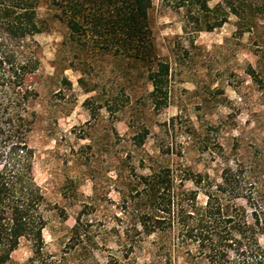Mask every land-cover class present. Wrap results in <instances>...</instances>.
<instances>
[{
	"label": "rangeland",
	"instance_id": "rangeland-1",
	"mask_svg": "<svg viewBox=\"0 0 264 264\" xmlns=\"http://www.w3.org/2000/svg\"><path fill=\"white\" fill-rule=\"evenodd\" d=\"M203 1L207 8L152 0L156 50L169 64L166 103L158 106L142 64L74 49L65 23L44 0L38 4L39 118L29 142L33 175L50 205L47 252L66 248L80 217L82 241L67 253L70 264L80 251L101 263L166 264L157 249L164 239L134 230L146 203L136 176L164 165L177 177L190 169L218 180L225 165L264 166V0H236L239 16L223 0ZM204 200L199 193L197 202ZM259 242L264 246V233ZM194 252L174 251L171 262L203 264ZM32 255L21 239L8 264H27Z\"/></svg>",
	"mask_w": 264,
	"mask_h": 264
},
{
	"label": "trees",
	"instance_id": "trees-1",
	"mask_svg": "<svg viewBox=\"0 0 264 264\" xmlns=\"http://www.w3.org/2000/svg\"><path fill=\"white\" fill-rule=\"evenodd\" d=\"M40 1L0 0V264H8L21 239L33 251L27 264H70L67 253L82 241L77 217L66 248L59 253L45 250L50 205L35 181L29 142L39 118L41 47L34 36L44 30L37 14ZM44 1L65 23L74 49L142 64L151 101L166 103L169 64L156 50L148 16L152 0ZM194 1L207 8L205 1ZM235 1L223 3L227 13L239 16ZM147 133L143 129L135 137L137 145ZM181 172L177 177L168 166L150 165L147 173L136 176L146 202L136 217V234L162 237L158 257L166 264H172L174 251L190 255L191 248L203 264H264L259 242L264 233V166L225 165L218 180L207 172ZM183 181L194 188H183ZM199 193L205 197L203 204L197 202ZM77 264L122 263L116 257L101 263L80 251Z\"/></svg>",
	"mask_w": 264,
	"mask_h": 264
}]
</instances>
